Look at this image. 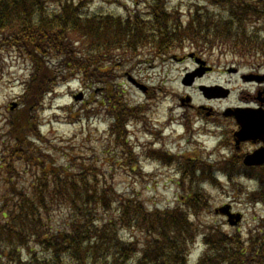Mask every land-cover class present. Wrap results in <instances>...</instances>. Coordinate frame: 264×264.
Wrapping results in <instances>:
<instances>
[{
  "label": "trees",
  "instance_id": "1",
  "mask_svg": "<svg viewBox=\"0 0 264 264\" xmlns=\"http://www.w3.org/2000/svg\"><path fill=\"white\" fill-rule=\"evenodd\" d=\"M212 2L225 12L201 13L197 9L190 15L189 26L182 29L178 21L171 24V13H176H168L169 6L163 0L149 2L147 13L126 17L91 13L85 9L89 4L86 0H0V44L10 48L7 44L12 42L31 66L22 94L24 109L7 121L0 175L3 170L10 172L17 154L36 166L42 163L39 156L25 154L28 142L42 137L37 117L36 124L31 123L32 115L43 107L58 81L78 77L85 86L95 88L98 99L94 104L108 112L112 119L109 134L119 143L127 123L138 120L136 112H143L130 103L121 80L144 44H152L153 60L182 54L187 47L197 53L211 52L216 44L231 51L240 46L248 60L263 58L264 32L251 23L264 25V0ZM155 7L161 13L154 12ZM199 15L210 23L194 28L202 21ZM223 161L226 165L231 162ZM220 164L195 159L181 164L185 188L179 199L182 207L148 212L142 203L119 201L118 216L104 219L98 217L97 208H89L91 191L85 195L78 190L85 182L67 181L53 172L41 189L35 186L31 193L22 195L17 183L11 181L12 195L0 197V264H189L190 245L200 233L189 215L206 207V195L195 187L219 181L217 172L231 171ZM95 168L83 163L84 173ZM257 171L264 177V166ZM228 179L234 181L232 176ZM256 181L264 202V178ZM5 183L8 186L10 182ZM102 206L108 207L104 198ZM56 209L61 211V219L55 222L52 212ZM139 229L149 235L143 242L134 239V230ZM125 230L128 237L121 235ZM211 231L204 235L209 246L198 264H264V230L247 241Z\"/></svg>",
  "mask_w": 264,
  "mask_h": 264
},
{
  "label": "rangeland",
  "instance_id": "2",
  "mask_svg": "<svg viewBox=\"0 0 264 264\" xmlns=\"http://www.w3.org/2000/svg\"><path fill=\"white\" fill-rule=\"evenodd\" d=\"M86 1L89 4L85 9L91 13L126 17L134 12L147 13L148 3L153 0ZM163 1L169 6L168 13H176H171L173 15L171 24L178 21L182 29L189 26L190 15L197 9L201 13L225 12L223 8H216L211 4L214 3L212 0ZM154 12L161 13L160 8L155 7ZM200 20L202 21L194 28L206 27L210 23L201 16ZM251 24L264 32V25L254 24L253 20ZM7 45L16 51L0 44V152L6 147L3 136L7 132V121L15 112L24 109L22 94L31 68L29 58L18 52L17 47L14 44V47L12 46V42ZM239 47H237L239 50L233 48L231 51L216 44L211 48V52H199L202 58L215 66V73L198 81L193 87H186L183 86L182 80L187 72L193 70L195 66L193 60L184 59L183 62L168 58L153 60L152 44H144L140 55L136 56V61L134 60L126 72L138 82L153 87V98L143 94L126 78L121 80L122 89L130 103L141 108L144 113H135L138 120L129 123L130 128L126 134L121 135L119 143L109 134L112 119L108 112L105 109H98L94 104L98 99L94 93L95 88L85 86L78 77L67 82L58 81L56 91L49 93L43 107L32 115L34 121L31 123L36 124L37 117L42 137L31 139L25 154L39 156L42 163L36 166L23 155L17 154L10 172L3 170V175H0V197L12 195L11 181L17 183L20 194L23 195L24 192L31 193L35 186L41 189L46 177L56 172L67 181L71 179L82 184L85 182L86 184L79 186L78 190L85 191V195L91 191L89 195L92 201L89 208H97L98 217L104 219L108 216H118L117 210L121 205L119 201H125L124 204L132 202L133 205L142 203L148 212L166 211L179 206L181 204L179 199L185 195L180 166L186 159L206 160L210 164L220 162L221 166L238 171L239 166L234 169L235 156L228 160L231 162L227 165L222 161L227 154H231L229 150L232 148L220 147V130L215 126L209 125L204 129L202 124L196 123V129L200 128L198 132L201 135H197L198 140H193L192 135L188 138L190 134L182 125L185 109L180 105V98L185 97L188 92L193 98V103L200 105L203 99L198 91V85L219 84L232 88V95L229 98L228 95L225 97L227 99L214 103L219 111L231 106H245L251 101V97L255 96L256 85L243 81L241 75L224 72L222 67L239 66L243 72L260 71L264 74V57L245 59L247 57L243 56L240 51L242 47ZM192 51H194L192 47H187L178 57L182 58ZM221 72L224 74H220ZM80 92H84L85 99L77 102L74 95ZM12 102L18 103L15 110L10 109ZM225 127L235 129L231 122L225 124ZM251 148L248 145L242 150L251 151ZM83 163L86 167L96 168L84 173ZM236 174L246 176L234 177V181H229L225 174L220 173L219 181L196 185L195 189H202L207 197L204 196L206 207L203 209L196 205L195 209L198 208L199 214L189 215L190 222L200 231L194 243L190 245L189 264H198L201 255L207 250L209 245L205 243L204 235L213 233L211 229L240 236L241 241L244 239L247 241L251 235L253 238L261 236L262 232L259 230H264V202L260 199L263 196H260L262 193L258 190L259 183L256 179L264 177H259L255 169L252 171L248 169L247 172L241 169ZM6 181L10 182L9 187ZM103 198L108 207L103 208ZM227 204L232 205L234 212L243 215L242 220L235 226H231L227 217L217 212V209ZM60 212L57 209L52 212L53 221L61 219ZM121 235L128 237V231H123ZM133 235L134 239L140 242L149 237L145 229H139L137 232L134 230ZM2 256L3 262H6L7 257L3 254Z\"/></svg>",
  "mask_w": 264,
  "mask_h": 264
},
{
  "label": "water",
  "instance_id": "3",
  "mask_svg": "<svg viewBox=\"0 0 264 264\" xmlns=\"http://www.w3.org/2000/svg\"><path fill=\"white\" fill-rule=\"evenodd\" d=\"M193 56V55H191ZM197 62L203 63L204 61L197 59ZM190 77V78H189ZM195 74L187 75L184 80V84L191 85L194 81ZM130 80L135 83L138 87L145 90L144 86L136 83V81L132 78ZM207 95V91H210L208 87H202ZM83 98V94L75 96L76 100H81ZM17 107V103H13L11 109ZM231 115H234L240 125V130L236 133L237 142L253 140V141H262L264 143V112L260 111V109L252 110V109H243L236 108L233 112L230 111ZM244 163L248 166H259L264 163V146L260 147L258 150L251 154H247L244 158ZM231 206L226 205L217 210V212H221L224 215H227L229 218V223L231 225H236L241 220V214H232Z\"/></svg>",
  "mask_w": 264,
  "mask_h": 264
},
{
  "label": "flooded vegetation",
  "instance_id": "4",
  "mask_svg": "<svg viewBox=\"0 0 264 264\" xmlns=\"http://www.w3.org/2000/svg\"><path fill=\"white\" fill-rule=\"evenodd\" d=\"M210 66V65H208ZM197 68V65L195 64L194 68L193 69H196ZM225 71L224 72H228L227 71V67H222ZM223 72V74H224ZM215 73V66H212V69L211 70H208L204 76L201 78V79H198L199 81L200 80H204V78L212 75ZM235 75H241V78H243V72H241L240 69H238L236 72H234ZM250 73H253V74H258L259 72H250ZM252 84L256 85L257 86V89H256V94L254 97H252V100H254L256 103H249L247 106H262L264 107V82L262 83H257V82H251ZM203 99V103L198 105V106H195V107H192L190 109L191 110V113L193 114V117H194V121H197L199 122L200 124H202L203 128L206 129L208 128L209 125H213L215 126L217 129L220 130V138H221V144H228L229 147H233L235 148V140H234V131L235 129L238 128L235 120L232 118V117H225L223 112L222 111H219L214 103H217V102H221L223 101V99L221 98H217V99H212V100H208V98H204L202 97ZM185 113L188 112V110H185L184 111ZM233 123L235 129H229V128H226L225 127V124L227 123ZM185 131L190 134V136L188 138H191V135H192V138L193 140H196L195 138V133L193 131H191L190 129H185ZM198 131H200V128L198 129ZM251 146L252 150H254L257 145L253 144L252 142H248V143H245L242 145V148L243 147H246V146ZM245 153V152H244ZM242 153H239V155H241ZM233 156V155H232Z\"/></svg>",
  "mask_w": 264,
  "mask_h": 264
}]
</instances>
